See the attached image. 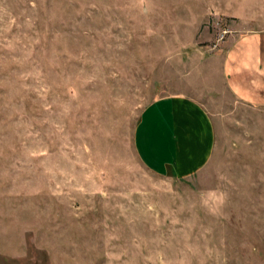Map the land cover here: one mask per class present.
Segmentation results:
<instances>
[{
	"label": "rangeland",
	"instance_id": "374dc122",
	"mask_svg": "<svg viewBox=\"0 0 264 264\" xmlns=\"http://www.w3.org/2000/svg\"><path fill=\"white\" fill-rule=\"evenodd\" d=\"M264 0H0V264H264V107L226 87ZM209 111L212 161L148 169L143 111Z\"/></svg>",
	"mask_w": 264,
	"mask_h": 264
},
{
	"label": "crops",
	"instance_id": "0c3cea01",
	"mask_svg": "<svg viewBox=\"0 0 264 264\" xmlns=\"http://www.w3.org/2000/svg\"><path fill=\"white\" fill-rule=\"evenodd\" d=\"M226 51L222 66L229 92L247 106L264 107V30L234 38ZM134 141L148 169L176 179H188L206 169L217 144L209 111L182 94L149 104Z\"/></svg>",
	"mask_w": 264,
	"mask_h": 264
}]
</instances>
